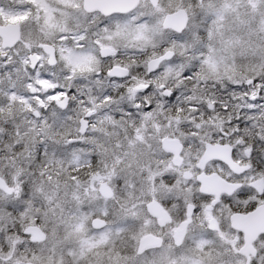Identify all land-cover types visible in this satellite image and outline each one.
<instances>
[{"label":"snow or ice","instance_id":"1","mask_svg":"<svg viewBox=\"0 0 264 264\" xmlns=\"http://www.w3.org/2000/svg\"><path fill=\"white\" fill-rule=\"evenodd\" d=\"M0 264H264V0H0Z\"/></svg>","mask_w":264,"mask_h":264}]
</instances>
